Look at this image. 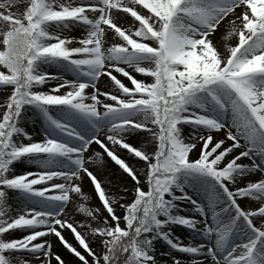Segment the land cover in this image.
<instances>
[{
    "label": "snow or ice",
    "instance_id": "obj_1",
    "mask_svg": "<svg viewBox=\"0 0 264 264\" xmlns=\"http://www.w3.org/2000/svg\"><path fill=\"white\" fill-rule=\"evenodd\" d=\"M158 242L264 264V0H0V264Z\"/></svg>",
    "mask_w": 264,
    "mask_h": 264
},
{
    "label": "bare ground",
    "instance_id": "obj_2",
    "mask_svg": "<svg viewBox=\"0 0 264 264\" xmlns=\"http://www.w3.org/2000/svg\"><path fill=\"white\" fill-rule=\"evenodd\" d=\"M100 87H101L102 90H103V85H100ZM38 126H39V125H36V126H35L36 129H37V131H39ZM32 129H33V125H32L31 123H29V125H28V129H27V130H28L29 132H31ZM36 138L38 139V138H40V136L38 135ZM129 141H131L132 143H134V142H135V143H136V142H137V143H140L139 140H134V139H130ZM93 148H94L95 150H98V149H96V145H93ZM245 162H247V161H245ZM91 170H93L94 174H96V175L98 176V179H100L101 181H104V179H105L104 174H103L102 172L97 171V170H96V166H91ZM257 178H258V176H253V177H252L253 180H255V179H257ZM105 186H106V185H105ZM117 214H120V213H119V210L117 211ZM76 219H77L78 221L81 219V217H80V215H79L78 213H77V215H76ZM177 234H178V233H177ZM177 236H179V237L181 238V240H182L184 243H188V242L192 241L193 234L191 233V231H189L188 229L184 228V229H182V230L180 231V233H179ZM159 245H160V243H159ZM159 245H158V243H157V257H158V259H160L161 264H167L168 261L170 260V257H168V256H166V255H164V256H161V255H160L161 253H164V252L160 250ZM169 251H170V249L166 250L165 252L168 253Z\"/></svg>",
    "mask_w": 264,
    "mask_h": 264
},
{
    "label": "rangeland",
    "instance_id": "obj_3",
    "mask_svg": "<svg viewBox=\"0 0 264 264\" xmlns=\"http://www.w3.org/2000/svg\"><path fill=\"white\" fill-rule=\"evenodd\" d=\"M73 35H79V32H74ZM38 129H39V126H38ZM129 142L132 143L131 141H129ZM132 144L134 146H137V147L140 145V143H137V142L136 143L134 142ZM96 149H98V151H99L98 146H96ZM129 162H131V161L129 160ZM84 191H85V193L89 194L90 197L93 194V186L87 180L84 183ZM87 206H89V207L99 206L98 199H90V201L88 202ZM182 229H184V228L183 227H180V226H176L174 228V234L177 236ZM159 243H160V245H159ZM158 245L160 247V250L163 251L164 253H166L165 251L169 249L168 246L166 244H164L163 242H158Z\"/></svg>",
    "mask_w": 264,
    "mask_h": 264
}]
</instances>
